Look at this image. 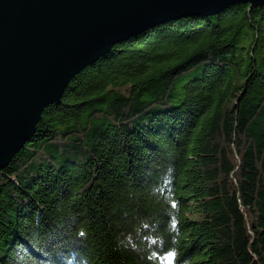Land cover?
Returning <instances> with one entry per match:
<instances>
[{
    "label": "trees",
    "instance_id": "obj_1",
    "mask_svg": "<svg viewBox=\"0 0 264 264\" xmlns=\"http://www.w3.org/2000/svg\"><path fill=\"white\" fill-rule=\"evenodd\" d=\"M0 264H264V7L76 76L0 173Z\"/></svg>",
    "mask_w": 264,
    "mask_h": 264
},
{
    "label": "water",
    "instance_id": "obj_2",
    "mask_svg": "<svg viewBox=\"0 0 264 264\" xmlns=\"http://www.w3.org/2000/svg\"><path fill=\"white\" fill-rule=\"evenodd\" d=\"M264 0H0V173L46 108L118 44L187 17Z\"/></svg>",
    "mask_w": 264,
    "mask_h": 264
}]
</instances>
